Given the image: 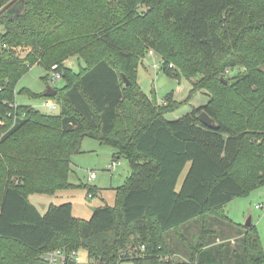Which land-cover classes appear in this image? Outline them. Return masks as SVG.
I'll return each instance as SVG.
<instances>
[{
    "label": "trees",
    "instance_id": "trees-1",
    "mask_svg": "<svg viewBox=\"0 0 264 264\" xmlns=\"http://www.w3.org/2000/svg\"><path fill=\"white\" fill-rule=\"evenodd\" d=\"M151 50L164 73L191 83L190 97L206 93L209 103L166 119L182 103L169 94L155 105L138 80ZM76 56L80 72L64 64ZM56 65L67 85L53 98L21 93L53 100L59 115L10 108L33 67ZM203 112L216 128L200 121ZM85 138L126 158L132 176L114 189L115 206L95 208L88 221L69 202L42 215L30 196L77 187L70 158ZM261 187L264 0H0V264H40L61 249L84 251L92 264H228L230 242L216 243L224 222L240 236L232 264H264L255 226L226 214ZM86 189L89 199L102 194ZM191 224L196 239L182 232ZM171 233L187 257L174 259Z\"/></svg>",
    "mask_w": 264,
    "mask_h": 264
},
{
    "label": "rangeland",
    "instance_id": "rangeland-1",
    "mask_svg": "<svg viewBox=\"0 0 264 264\" xmlns=\"http://www.w3.org/2000/svg\"><path fill=\"white\" fill-rule=\"evenodd\" d=\"M2 30V29H1ZM29 49L19 50L21 56H25ZM153 51V50H151ZM149 51L143 63L140 66L138 73V80L143 92L149 96L154 102L156 96L157 105H164L165 98L172 94L174 100L181 104V107L175 111L168 113L166 119L169 121H178L183 116L191 113L193 109H197L198 106L207 105L209 103V96L206 93H197L196 96L190 97L191 84L187 79L180 78L174 79L171 76L163 72L161 64V58L153 51L151 54ZM149 56L158 57L154 62L145 61ZM73 70L80 72L84 67L83 62L78 56L71 57ZM68 59V60H71ZM67 61H64V64ZM112 62V61H111ZM177 68V67H176ZM59 71V70H58ZM61 72V71H59ZM61 74H63L61 72ZM55 73L48 71L44 67L35 66L31 69L25 77L21 79L16 90L17 103L20 106H30L36 108L41 113H50L57 115L59 111H49L45 104L48 99L45 98H32L29 95L22 94L23 90L28 89L32 93L41 96L44 94L48 87L57 90L62 89L67 85V82L63 78L53 81ZM83 153L74 154L71 160V172L69 177V183L75 187V189L69 191H63L56 196L49 195H31L30 202L37 207L41 214H45L49 209V206L53 203L59 205L60 202L71 203L74 206L73 216L83 220H90L93 214L94 208L102 207L104 204L115 206L116 192L114 189L121 188L125 185L129 178L132 176L131 166L129 161L120 157L117 158V152L112 147L105 145L102 146L98 141L92 138H85L82 142ZM94 172L97 177L90 181V174ZM86 187H93L102 190V194L94 196L89 199V191ZM226 214L232 218L234 222L244 226L246 222L251 218L252 224L255 226L256 232H258L262 247H264V187L256 190L245 198H239L230 202L226 207ZM197 223V222H195ZM222 223V222H221ZM235 223V224H236ZM220 224V227H225L220 236H216V243L222 242L223 239H234L230 244L231 262L232 264L237 258L235 250L238 249L239 240L235 236V232L228 230L226 223ZM199 226L191 224L182 229L184 234H187L191 239H196L199 233ZM158 235V234H157ZM159 237V235H158ZM230 242V240H228ZM167 248L177 254H174V259L179 260L181 256H188L189 249L184 247L182 241L178 239L176 234L171 233V236L167 239ZM82 258H87V253L82 251ZM6 260V259H5ZM7 261V260H6ZM131 264V263H125Z\"/></svg>",
    "mask_w": 264,
    "mask_h": 264
},
{
    "label": "built area",
    "instance_id": "built-area-1",
    "mask_svg": "<svg viewBox=\"0 0 264 264\" xmlns=\"http://www.w3.org/2000/svg\"><path fill=\"white\" fill-rule=\"evenodd\" d=\"M153 54V51L150 52ZM173 68V66H171ZM59 67L56 65L53 67L52 71L55 73V77L53 78V81H56V79H61L63 78V75L61 72L58 71ZM229 72V70H227ZM10 108H16L17 104H11L9 105ZM56 106H50V109H54ZM90 179H94L97 177L95 173L90 174ZM91 198V196H90ZM145 247L142 246L140 248V251H145ZM82 251H73L68 253L64 249L61 250H54V251H49L46 252V254L42 257V261L40 264H92L93 260L91 261L88 258H82L81 257Z\"/></svg>",
    "mask_w": 264,
    "mask_h": 264
},
{
    "label": "water",
    "instance_id": "water-1",
    "mask_svg": "<svg viewBox=\"0 0 264 264\" xmlns=\"http://www.w3.org/2000/svg\"><path fill=\"white\" fill-rule=\"evenodd\" d=\"M124 81H126L125 78H124ZM222 81H223V83L228 84V80L222 79ZM126 82L128 83V81H126ZM55 94H56V91L54 89L48 87L47 91L44 93V97L45 98H53L55 96ZM154 104L155 105L158 104L156 96L154 97ZM199 119L204 125H207L211 129L217 127L216 120L213 117H211L209 114H207L206 112H203L202 114H200ZM251 225H252V220L250 218L246 222L245 227L251 226Z\"/></svg>",
    "mask_w": 264,
    "mask_h": 264
},
{
    "label": "crops",
    "instance_id": "crops-1",
    "mask_svg": "<svg viewBox=\"0 0 264 264\" xmlns=\"http://www.w3.org/2000/svg\"><path fill=\"white\" fill-rule=\"evenodd\" d=\"M158 59V57H156V56H149V57H147V59L145 60V61H152V62H154L155 60H157ZM72 65H74L73 63H72V58H71V60H68V62H66L65 63V66L66 67H69L70 69H73L72 68ZM139 70H140V68H139ZM139 70H138V73H139ZM191 84V83H190ZM191 90H192V85H191ZM204 94V93H203ZM148 96V95H147ZM149 97V96H148ZM209 101H210V99H209ZM16 104L18 105V103H17V101H16ZM20 106V105H19ZM50 106H56L54 109H50ZM202 106H206V105H202ZM45 107L49 110V111H55V110H57V111H59L58 113H57V115H59L60 114V106L58 105V104H56L53 100H48L47 102H46V104H45ZM198 107H201V106H198ZM34 109H36V108H34ZM37 110V109H36ZM39 111V110H38ZM40 112V111H39ZM42 113H44V112H42ZM44 114H49V115H52V116H57V115H53V114H50V113H44ZM84 151H82V153H83ZM71 167H72V165H71ZM94 173V172H93ZM97 175V174H96ZM90 181H91V179H90ZM76 186V185H75ZM29 200H30V198H29ZM63 203V202H62ZM66 203V202H65ZM53 204V203H52ZM60 204H61V202H60ZM59 204V205H60ZM54 205V204H53ZM73 206V205H72ZM73 209H74V206H73ZM42 215H44V214H42ZM75 217V216H74ZM230 219H232V218H230ZM233 220V219H232ZM234 221V220H233ZM236 223V222H235ZM237 224V223H236ZM240 225V224H239ZM245 226V225H244ZM236 234H237V232H235ZM236 234H235V236H236ZM233 238V237H232ZM229 239L228 238V240H230V244H231V242H232V240H234V239ZM237 239H240V236H238V237H236ZM229 242V241H228Z\"/></svg>",
    "mask_w": 264,
    "mask_h": 264
}]
</instances>
